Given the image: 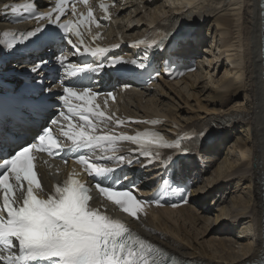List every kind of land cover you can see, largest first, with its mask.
<instances>
[{"label":"bare ground","instance_id":"bare-ground-1","mask_svg":"<svg viewBox=\"0 0 264 264\" xmlns=\"http://www.w3.org/2000/svg\"><path fill=\"white\" fill-rule=\"evenodd\" d=\"M157 1L125 0L122 17L109 27L106 35L112 38L121 31L136 38L163 23H169L172 26L168 31L172 33L167 43L180 39L182 48L178 52L198 61L201 42L196 37H203L204 26L213 19V28L211 25L208 28L211 38L210 43L207 40V58L198 61V72L187 75L179 82L169 83L160 79L159 84L121 96L120 100L123 99L124 103L120 104V110L129 116L165 118L162 130L167 135L176 131V126L188 127L199 133L209 129L214 132L220 130L222 139L212 134L194 149L197 157L204 159L206 167L215 163V157L233 134L240 133L242 138L237 137L230 144L210 178L204 176L207 168L200 169L195 157L189 156L181 161V171L197 182L200 180L199 185L194 182L196 191L191 195L192 204L175 211L157 209L140 223H133L147 238L185 260L208 264H257L264 257L261 1L165 0L161 5ZM169 2L170 5H167ZM6 3L7 0H0V8ZM179 25L182 26L180 29ZM7 26L5 17L0 13V30ZM222 67L225 71L219 77ZM179 84L187 85L183 89L190 91L187 99L191 94L201 98L199 103H195L200 108L198 113H192L190 118H180L181 115L173 111L170 103L159 107L160 98L170 93H174L187 107L189 101L183 99ZM150 92L152 96L145 99ZM241 97L243 100L239 101ZM207 213H211L212 218H205ZM198 221L205 223L201 222L199 227ZM208 233H216L222 238L217 243L208 242L204 240Z\"/></svg>","mask_w":264,"mask_h":264},{"label":"snow or ice","instance_id":"snow-or-ice-1","mask_svg":"<svg viewBox=\"0 0 264 264\" xmlns=\"http://www.w3.org/2000/svg\"><path fill=\"white\" fill-rule=\"evenodd\" d=\"M16 11V8H13ZM49 14L42 13V17H48ZM91 15V14H90ZM59 27L72 31L70 23L59 25ZM40 29L26 33L28 36L36 35ZM79 35V32H77ZM71 43V41H68ZM76 53L80 52V46L72 44ZM85 51H90L85 49ZM105 51L104 49L91 50V55ZM67 57L59 56L58 61L64 63ZM41 64L44 62L41 61ZM120 63L118 60H112L108 66L114 67ZM144 65L141 64L140 67ZM71 74L75 75L77 71L85 70L99 71L105 67L104 64L93 68L87 65L85 68L68 66ZM35 70V69H33ZM99 93H91V89L86 88L82 94H78L73 88L64 89V95L61 97L62 102L69 105V111L76 112L84 121V126H89L93 130L100 127L101 124L106 126L111 117H105V113L99 110L98 105H93L92 97ZM111 95V94H109ZM72 100H80L83 103L73 105ZM63 116V113H60ZM90 116L99 121L94 124ZM67 119V117H66ZM52 123H58L53 120ZM118 123H122L119 122ZM81 126L79 132L71 131L75 126L69 124V132L65 135L73 141V147H100L104 142L113 143L116 139L136 140L138 143L155 145L156 141L141 140L139 137L121 136L113 137L107 135H93L84 131ZM48 135L39 136L41 142L48 139ZM167 148L187 151L182 147L180 141L163 145ZM35 147V144L32 145ZM41 147H44L41 144ZM64 147L56 141H52L47 146L51 152L56 149L64 151ZM30 151L24 147L21 151L13 155L10 159L4 161V166L15 174L16 181L27 180V196L23 199L22 206L14 208L9 202V191L12 185L9 183L7 172L0 177V185L5 189L4 203L7 207L8 219L0 216V239H3L8 245L11 244V237L18 239L19 248L22 255L11 256L9 261H35L40 264H149L148 255L154 251L151 246H146L144 241L134 239L127 227L117 220L110 219L107 215H102L89 206L88 189L76 179H69L63 187H57L55 192L48 198H37L33 194V183L37 181V174L33 171L32 160L27 157ZM145 155H151V152L145 149ZM79 160L87 163L84 156ZM123 162V158H121ZM137 163L139 161H136ZM131 163V161H129ZM147 167V165H145ZM90 170L97 175H102L111 171V169L96 164L90 167ZM38 188L40 184L37 182ZM99 187V185H98ZM100 191L109 196L115 203L123 208L125 212L130 213L133 217L137 216L140 202L135 201L128 191H112L108 188L101 187ZM124 197L121 199L119 197ZM134 245H139L134 249ZM156 264V262H154Z\"/></svg>","mask_w":264,"mask_h":264},{"label":"rangeland","instance_id":"rangeland-1","mask_svg":"<svg viewBox=\"0 0 264 264\" xmlns=\"http://www.w3.org/2000/svg\"><path fill=\"white\" fill-rule=\"evenodd\" d=\"M165 0H158L157 1V4H162L163 2H164ZM170 3L171 2H169V3H167V5L169 4L170 5ZM212 22H214L213 21V19H211V21H209V23L206 25V26H204V29H203V33H204V35H203V37L201 38V37H196L200 42H201V44H200V54H199V56H201V57H199L198 58V61L199 60H201L202 58H207V55L205 54V51H207L208 50V45H209V43H210V39L209 38H211V33H210V29H208L209 28V26L212 24ZM211 27H212V25H211ZM213 28V27H212ZM214 29H216V27L214 28ZM204 38H205V41H204ZM209 41V43H208V41ZM203 42V43H202ZM205 55V56H204ZM197 61V62H198ZM223 71H225L224 70V68L222 67L221 68V70H220V74H219V77L224 73ZM193 74V73H192ZM192 79V78H191ZM188 82H189V80H188ZM159 84V83H158ZM179 86H180V88H178V89H182V92H181V95H182V97H183V99L184 100H187V101H189V102H187V107H184V104L182 103V102H180L177 98H176V96H175V94L173 93H170V94H166L165 96L166 97H161L160 98V100H161V104H159L160 106V108L161 107H166L165 106V104L166 103H170L171 105H172V108H173V111L176 113V114H178L179 116H180V118H182V119H185V118H188V116L189 115H195L196 113H198V111H199V109L200 108H198V107H196L197 105L195 104V103H199V101L201 100V98H200V96L198 95V98H197V96H194V97H192V94H191V97H190V99H187V97H189L190 95V91H186V90H183L186 86H185V84H182V86L179 84ZM182 87V88H181ZM152 94L153 93H151L150 92V95L152 96ZM150 95L149 96H147V97H145V99H148V98H150ZM195 95H197V94H195ZM169 96V97H168ZM186 96V97H185ZM186 98V99H185ZM200 98V99H199ZM174 100V102H173V100ZM199 99V100H198ZM243 99H242V97L239 99V101H242ZM176 101V102H175ZM144 102V101H143ZM165 103V104H164ZM189 103L190 104H192L191 106H189ZM174 104V105H173ZM203 105L205 104L204 103V101H203V103H202ZM177 106V107H176ZM177 108V109H176ZM178 108H179V110H178ZM182 108V109H181ZM192 108V109H191ZM196 108V109H195ZM188 109V110H187ZM205 109V108H204ZM177 110H178V112H177ZM187 110V111H186ZM198 110V111H197ZM189 111H190V113H189ZM193 113V114H192ZM184 115H185V117H184ZM178 116V117H179ZM189 118H190V116H189ZM227 129V128H226ZM224 131V130H223ZM222 131V132H223ZM213 134H215L219 139L222 137V133L220 132V130H219V132H214ZM211 137H212V135H211ZM237 137H239V138H237ZM224 138V137H223ZM240 139V138H242V135L240 134V133H236V134H233V136H231V138H229L226 142L227 143H225L223 146L224 147H222L221 148V153L220 154H218L216 157H215V163L212 165V166H210L208 169H207V173L206 174H204V176L205 177H207V178H210L211 176H213L214 175V171H215V168H216V165H218L220 162H221V160L223 159V156H224V152L227 150V148L230 146V144H232L233 143V141L235 140V139ZM222 139V138H221ZM213 173V174H212ZM204 217L205 218H212V214L211 213H207V214H205L204 215ZM199 222V227L202 225V223H205V222H202V221H198ZM202 222V223H201ZM205 239L204 240H208V242H219L220 241V238H222V237H220L219 235H217L216 233H208V234H206L205 235V237H204ZM203 239H200V241H202Z\"/></svg>","mask_w":264,"mask_h":264}]
</instances>
